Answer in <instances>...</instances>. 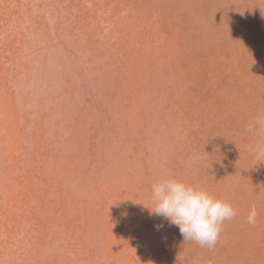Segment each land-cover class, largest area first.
Returning <instances> with one entry per match:
<instances>
[{"label":"rangeland","instance_id":"1","mask_svg":"<svg viewBox=\"0 0 264 264\" xmlns=\"http://www.w3.org/2000/svg\"><path fill=\"white\" fill-rule=\"evenodd\" d=\"M167 178L233 206L214 248ZM0 264H264V0H0Z\"/></svg>","mask_w":264,"mask_h":264},{"label":"clouds","instance_id":"2","mask_svg":"<svg viewBox=\"0 0 264 264\" xmlns=\"http://www.w3.org/2000/svg\"><path fill=\"white\" fill-rule=\"evenodd\" d=\"M152 199L155 208L149 209L150 212L178 227L184 242L194 241L210 249L217 244L223 223L236 216L235 209L226 200L175 178L154 183ZM255 216L253 209L248 222L254 223Z\"/></svg>","mask_w":264,"mask_h":264}]
</instances>
